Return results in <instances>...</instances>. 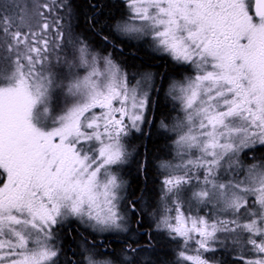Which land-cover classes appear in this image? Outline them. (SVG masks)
Instances as JSON below:
<instances>
[{"label": "snow or ice", "instance_id": "6c2138e0", "mask_svg": "<svg viewBox=\"0 0 264 264\" xmlns=\"http://www.w3.org/2000/svg\"><path fill=\"white\" fill-rule=\"evenodd\" d=\"M125 4L116 34L147 39L194 70L169 88L180 114L161 121L175 134L177 162L162 165L156 230L178 245L177 264H218L215 253L229 240L243 264H264V158L240 159L264 147V0ZM70 7L48 0L43 24L27 33L13 31L8 5L0 7V264H57L58 228L75 220L93 233H126L137 213L119 168L130 155L126 138L150 123L152 78L131 84L111 53L83 39L65 44ZM96 248L67 264H117Z\"/></svg>", "mask_w": 264, "mask_h": 264}, {"label": "trees", "instance_id": "16d2710c", "mask_svg": "<svg viewBox=\"0 0 264 264\" xmlns=\"http://www.w3.org/2000/svg\"><path fill=\"white\" fill-rule=\"evenodd\" d=\"M70 6L73 15L71 18L75 22L74 25L79 31V35H84L93 43H96V41L102 43L99 36L108 37L115 17L122 16V13L125 12V4L120 0L119 2L113 0H70ZM120 45L122 51L115 52L119 54L120 61L129 68H149L155 74L156 80L161 75L166 78L175 73L171 64L163 63L156 56L149 54L143 47L132 46L131 43L125 42ZM166 107V99L160 90L156 99L154 122L146 136L143 131L137 137L139 143L136 144L135 162L132 164V173L128 175V193L132 195V200L135 199L137 201V213L130 218L131 224L133 223L134 237L132 239L129 237L123 239L121 236H113L114 238L111 239V243H108L106 248L107 254L113 257L119 253H124V248L128 244H131L132 247L142 244L140 247L141 251L132 254L133 264H170L173 258V251L170 249L171 244H166L164 239L157 238L153 234L154 230L152 231V222L150 220V207L154 204L159 183L158 179L162 176L157 171L156 163L161 158H166L168 150L164 133L156 126V118H165ZM142 165L143 167H141ZM142 207L144 209H141ZM137 221H140V223L138 224ZM70 225V227H63L58 233L63 241L62 252L60 253V258L62 259L59 264H67L69 260L77 262L79 259L77 256L79 247H89L91 246L89 244L90 241L97 240V237L79 228L76 223ZM108 239L105 238L103 242L106 244ZM113 242H116L117 245ZM226 255L224 253L222 262L225 264L228 263L226 259L229 258L227 256L225 259ZM141 256H146V260H143ZM236 258H233V264H237L238 260Z\"/></svg>", "mask_w": 264, "mask_h": 264}, {"label": "rangeland", "instance_id": "374dc122", "mask_svg": "<svg viewBox=\"0 0 264 264\" xmlns=\"http://www.w3.org/2000/svg\"><path fill=\"white\" fill-rule=\"evenodd\" d=\"M125 2V0H123ZM48 2V0H0V7H2L4 4H7L8 5V14L10 16H12V18L14 19L15 21V24H14V27H13V31H15L17 29V27L23 32V33H27L29 30H36L39 26H41L43 24V19L41 18V16L39 15V12L41 11V6ZM64 2L66 3V0H64ZM126 6V5H125ZM61 14V12H60ZM126 14H128V9L126 7ZM64 15V13L62 12V16ZM72 13H71V17H72ZM72 19V18H71ZM75 22L74 20H71L70 21V25H69V22L68 21H64L63 23V28H64V32H65V37H64V43L65 44H68L70 46V42L73 41V40H76V39H83L82 36L80 35H76L75 31L73 30V28H75ZM76 29V28H75ZM117 36H119L120 38H126L128 41H132V39H134V41H138L139 39H136V38H130V37H127V36H121V35H118L116 34ZM0 41H2V37H0ZM132 43V42H131ZM6 48V45H4L2 42H0V57H3L4 55H6V52L4 51V49ZM153 50L157 53V54H161L162 52H159V51H156L154 48ZM107 53H110V52H106V53H103V54H107ZM112 54V53H111ZM113 56V59H114V55L112 54ZM114 61L116 63H118L116 61V58L114 59ZM119 64V63H118ZM120 65V64H119ZM6 66H7V61L3 60V59H0V76H2L5 71H6ZM121 68L123 69L122 65H120ZM124 72H126L124 69H123ZM128 75V74H127ZM145 75H150L151 76V73H146V74H141L138 76V78L132 83V78L130 77L129 80H130V83L131 84H135L137 80H140L143 76ZM153 76H151L152 78ZM185 77H188V76H183L180 80V82H183L185 80ZM169 87V86H168ZM151 91V89H150ZM149 94H151V92H149ZM173 102H174V99H173ZM175 104L177 105V109L179 111V103L178 101L175 100ZM61 104V100L58 99V98H54L53 99V102H52V106H53V115H56L58 114V106ZM176 109V110H177ZM180 114V113H179ZM177 117V116H176ZM172 118L170 121H168L166 124H169L171 125L175 118ZM162 121V120H161ZM161 121L159 123V126L161 127ZM161 129H164L161 127ZM164 131L166 133H168V135H170L171 137V140H169V144H168V150H167V159H162L161 160H158L157 163H156V167H157V171L160 172L162 175H165V169L162 167V165L165 163V162H171V163H176L177 162V158H176V153H175V150H174V146H173V140L175 139V134L171 131H166L164 129ZM139 132H135L133 131L129 137L126 138V144H127V151L130 153L129 157H128V160L125 164L121 165L120 168H119V171H120V174L122 176V178L127 182V185H128V182H129V178L127 176L128 179L124 178V175L123 173L131 170L132 171V167H131V158H132V161L135 160V156L133 155L132 153V145H136L134 143H132V145L128 144L127 140L134 134H137ZM134 147V146H133ZM260 159H251V158H248L247 161H245V165H248V164H251L253 162H256ZM123 172V173H122ZM223 175V173H222ZM241 176L244 175L243 172L240 173ZM163 177H160L158 180H159V183L157 185L158 187V190H157V193L159 194L158 197H156L155 199V205L156 207L153 208L151 210V220L153 221L154 224H152V231H153V234L157 236V238H162V239H168L170 241V244H171V249L173 251V258L171 259L170 261V264H177V261H178V257H177V248H178V245L171 241L166 234L164 233H161L159 231L156 230V219L158 218V213L159 212H162L163 211V205H162V202L160 200V194H161V180H162ZM128 188L129 186L127 187V195H129L128 193ZM125 204H127V201H125ZM145 207V206H144ZM144 207H142L141 209H144ZM75 221V220H73ZM72 222V221H71ZM77 222V221H76ZM78 223V226L82 229H85L88 233H90L91 235H93L94 237H97V238H100V237H103V236H106L107 234H115V235H118V236H121V237H129L130 239H132L134 237L133 235V231H132V224H131V221L129 222V228L130 230L128 232H105V233H93L92 230L87 227L86 225H81L79 222ZM66 227V225L64 226V228ZM61 229H59L60 231ZM59 231L57 230V239L55 241L57 247L59 248L63 241H62V238H60V235L58 234ZM88 246H80L78 251H77V256H78V261H82L83 260V256L81 255V253H83L85 251V248H87ZM96 251H100V248H96L95 249ZM224 253L227 254L225 259L227 258V256L229 257L228 259H226V261L228 262L227 264H233V258H236L238 257L240 254H241V249L239 247H233V244L231 242V240H229L227 246H224V247H221L220 250H218L216 253H215V260L218 262V264H225V263H222L223 262V258H224ZM127 253H119L117 255H115V260H117V264H119V261L123 259V257L126 255ZM245 255H248L247 252L244 253ZM129 255V254H127ZM206 255H209V254H206ZM141 258L143 260H146V256H141ZM61 259L62 258H59V256L57 257V264H59L61 262ZM236 260H238L236 258ZM237 264H243V261H239L237 262Z\"/></svg>", "mask_w": 264, "mask_h": 264}, {"label": "flooded vegetation", "instance_id": "af4514ba", "mask_svg": "<svg viewBox=\"0 0 264 264\" xmlns=\"http://www.w3.org/2000/svg\"><path fill=\"white\" fill-rule=\"evenodd\" d=\"M118 19V16L115 17V19L113 20V24L112 27L110 29V32L108 34V42L105 43L104 41V37L103 36H99L101 42L96 41V45L101 47V48H107L109 50L112 51H118L121 52L122 47L119 43V40L117 39V35L113 30V25L115 23V20ZM134 39H132V46H140L143 47L149 54L156 56L157 58H159L163 63L166 64H171L173 66V70H174V74L171 76H167L165 78V76L161 75L159 77V79H155V74L153 73V71L149 68H140V69H132V83L138 78L139 75L141 74H146V73H151L152 77V84L154 85L151 88V94H150V104L148 107V110L146 112L147 115V120L150 121L151 125L154 122V118H155V106H156V99H157V94L160 92H162V95L165 97L166 99V116L165 118H160L157 117L156 119V126L158 125V123H160L161 119L163 122L167 123L168 121H170L172 118L178 116L179 111L177 109V105L175 104V100L173 102V98L172 96H170L169 93V88L170 85L175 81V82H180L181 78L183 76H192L194 75V70L190 65L187 64H181V63H177L176 61H174L172 59L171 56L165 54V53H161V54H157L154 50H153V46L151 45V42L147 39H139L138 41H133ZM116 53V52H115ZM118 56L119 54L116 53ZM169 86V87H168ZM177 109V110H176ZM150 125V127H151ZM159 126V125H158ZM149 127V129H150ZM164 133L165 136V141L167 142V148H168V144H169V136L168 133H166L164 131V129H161ZM128 144L132 145V136L127 140ZM248 158H255V159H261L264 158V147H261L259 145H257L255 148L248 150L245 149L244 152L241 153L240 155V159L241 161L245 163V161L248 160ZM127 176L130 175L132 173V171H128L127 172ZM131 196V195H130ZM131 200H132V196H131ZM142 233V232H141ZM125 241V240H124ZM166 244H169V240L165 239ZM111 243L106 241V244L104 242H101V245L99 246L100 249L102 251H106L107 248V244ZM117 245L116 242H113ZM105 244V245H104ZM129 244L126 245L125 247L128 248Z\"/></svg>", "mask_w": 264, "mask_h": 264}]
</instances>
